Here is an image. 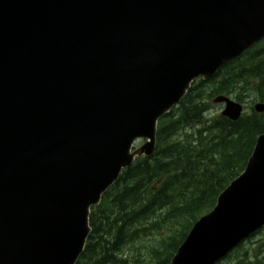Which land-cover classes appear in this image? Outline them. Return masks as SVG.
<instances>
[{"label": "water", "instance_id": "1", "mask_svg": "<svg viewBox=\"0 0 264 264\" xmlns=\"http://www.w3.org/2000/svg\"><path fill=\"white\" fill-rule=\"evenodd\" d=\"M263 38L264 0H0V264H76L158 120ZM263 225L261 135L171 264H216Z\"/></svg>", "mask_w": 264, "mask_h": 264}, {"label": "trees", "instance_id": "2", "mask_svg": "<svg viewBox=\"0 0 264 264\" xmlns=\"http://www.w3.org/2000/svg\"><path fill=\"white\" fill-rule=\"evenodd\" d=\"M221 95L247 105V113L237 122L210 116L211 101ZM256 102H264V41L214 78L194 81L160 120L156 152L123 171L93 208L92 233L78 264H170L193 224L244 171L264 133ZM241 255L237 264H262L258 256L248 262L249 250Z\"/></svg>", "mask_w": 264, "mask_h": 264}, {"label": "rangeland", "instance_id": "3", "mask_svg": "<svg viewBox=\"0 0 264 264\" xmlns=\"http://www.w3.org/2000/svg\"><path fill=\"white\" fill-rule=\"evenodd\" d=\"M211 103H212V101H211ZM213 105H214V108L212 109L210 116H214L215 114L221 113V111L223 109L222 105H215V104H213ZM139 145H141V143ZM249 249L252 250V252H251L252 260L256 256L264 258V229L262 230L261 233L256 235L254 238L245 242L243 250H249ZM134 252H135V249H132L131 251L128 252L127 256H129V259L132 257ZM237 254L238 253L233 255L230 259L225 260L222 264H233L232 261L235 259ZM128 264H134V262L130 261Z\"/></svg>", "mask_w": 264, "mask_h": 264}, {"label": "bare ground", "instance_id": "4", "mask_svg": "<svg viewBox=\"0 0 264 264\" xmlns=\"http://www.w3.org/2000/svg\"><path fill=\"white\" fill-rule=\"evenodd\" d=\"M81 259V258H80Z\"/></svg>", "mask_w": 264, "mask_h": 264}]
</instances>
